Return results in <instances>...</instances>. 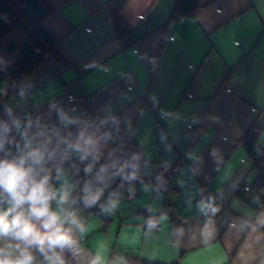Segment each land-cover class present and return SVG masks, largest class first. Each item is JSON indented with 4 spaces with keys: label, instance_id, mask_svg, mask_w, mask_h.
Instances as JSON below:
<instances>
[{
    "label": "crops",
    "instance_id": "obj_1",
    "mask_svg": "<svg viewBox=\"0 0 264 264\" xmlns=\"http://www.w3.org/2000/svg\"><path fill=\"white\" fill-rule=\"evenodd\" d=\"M107 1L45 0L42 24L70 65L48 57L27 77L0 74V101L9 108L56 101L96 121L110 112L118 124L105 126L112 138L100 160L109 163V152L120 163L138 156L137 178H111L92 206L83 189L98 186L102 163L86 174L75 166L90 160L72 154L63 166L71 188L64 207L79 222L65 228L86 236L75 264H264V211L234 196L258 175L239 144L252 124L264 151V0H200L176 20L177 0H128L121 10L131 27L126 38L117 36ZM23 42L20 27L0 40V71ZM39 116L58 124L54 111ZM61 183L55 177L52 186ZM148 212L158 215L157 226L147 225ZM8 243L14 240L0 239Z\"/></svg>",
    "mask_w": 264,
    "mask_h": 264
},
{
    "label": "clouds",
    "instance_id": "obj_2",
    "mask_svg": "<svg viewBox=\"0 0 264 264\" xmlns=\"http://www.w3.org/2000/svg\"><path fill=\"white\" fill-rule=\"evenodd\" d=\"M20 95H25V89H21ZM53 111L58 124L48 123L43 116L31 115L23 125L18 118H13L11 123H0V153L3 154L0 155V239L17 241L0 246V264H34V257L28 251L33 246L45 255L48 264H62L59 257L53 259L45 250V245L50 252L71 247V229L65 228V224L79 226L76 214L64 207L70 201L71 188L62 165L76 154L80 161L90 160L84 171L92 173L103 155V146L112 138L104 130L105 126L118 124L110 112L96 121L72 115L55 104L50 106L49 115ZM7 112L12 116L10 108ZM70 126H75V131ZM13 129L16 135L12 134ZM109 160L96 172L98 186L92 182L85 184V206L99 201L104 186L113 176L120 175L124 181L137 178V155L120 163L115 153L109 152ZM53 170L56 179L63 180L58 189L51 183ZM113 197L116 193L110 195L109 207L117 203ZM53 201L57 204L56 210L51 206Z\"/></svg>",
    "mask_w": 264,
    "mask_h": 264
},
{
    "label": "trees",
    "instance_id": "obj_3",
    "mask_svg": "<svg viewBox=\"0 0 264 264\" xmlns=\"http://www.w3.org/2000/svg\"><path fill=\"white\" fill-rule=\"evenodd\" d=\"M48 12V6L45 0H41ZM128 0H108L105 7L111 19L114 30L119 38H126L131 33L130 25L122 18L121 10ZM201 6L200 0H177L172 12V19L176 20L185 15L194 12ZM22 4L18 0H0V40L12 29L20 27L24 33V42L18 47V57L10 66L6 67L0 74L9 80L15 78H23L30 75L44 60L48 57L54 58L63 66L70 65L69 61L56 49V37L48 31L42 24V21L35 22L25 16L21 11ZM56 101L40 104L35 107L21 109L20 111L12 110V116L8 115L9 108L0 101V123H11L13 118H18L23 123L31 115L33 118L47 111ZM13 135H16L13 129ZM16 139H19L16 136ZM257 129L252 124L244 133L239 141L240 146L253 160V166L258 170V175L254 183L250 186L239 184L234 191V196L241 199L257 213L264 211V151L256 145ZM102 164H106L104 160H100ZM56 163H59L57 161ZM65 161L62 165L65 166ZM49 166H52L50 162ZM56 177L55 171L52 172V181ZM112 178H117L113 176ZM178 231L172 233L174 239L177 238ZM17 241H14V244ZM47 255L53 259L59 257L62 264H75L73 258L63 254V249L56 248L54 252H50L45 247ZM34 257V264H48L45 255L37 250L35 246L28 249ZM130 262H132L130 260Z\"/></svg>",
    "mask_w": 264,
    "mask_h": 264
},
{
    "label": "built area",
    "instance_id": "obj_4",
    "mask_svg": "<svg viewBox=\"0 0 264 264\" xmlns=\"http://www.w3.org/2000/svg\"><path fill=\"white\" fill-rule=\"evenodd\" d=\"M68 99H69V102L71 103L72 107L77 108L80 105L78 98H76L72 95H69ZM104 117L105 116H103L102 118H104ZM86 166L87 165L81 163V164H77L75 167L79 171L85 172L84 169ZM172 171H173V168H171L170 166L165 167V172L171 173ZM116 177L121 178L120 175H116ZM135 194H136V192L133 189H130L128 191V196H130V197L135 196ZM147 215H148L147 225L148 226H157L158 225V215L153 213V212H148ZM184 220H185V218H181L180 224H182ZM70 234H71V238L73 240V244L71 247H65L63 250V254L68 255L69 257L73 258L80 252L81 243L85 240L86 236L80 232H71Z\"/></svg>",
    "mask_w": 264,
    "mask_h": 264
},
{
    "label": "water",
    "instance_id": "obj_5",
    "mask_svg": "<svg viewBox=\"0 0 264 264\" xmlns=\"http://www.w3.org/2000/svg\"><path fill=\"white\" fill-rule=\"evenodd\" d=\"M21 4L22 13L31 20L38 22L43 20L47 15V9L41 0H18ZM21 121V120H20ZM23 125V122L21 121Z\"/></svg>",
    "mask_w": 264,
    "mask_h": 264
},
{
    "label": "rangeland",
    "instance_id": "obj_6",
    "mask_svg": "<svg viewBox=\"0 0 264 264\" xmlns=\"http://www.w3.org/2000/svg\"><path fill=\"white\" fill-rule=\"evenodd\" d=\"M7 238V237H6ZM7 240H9V238H7ZM10 242H12L13 240H9ZM14 255H18V253L15 252Z\"/></svg>",
    "mask_w": 264,
    "mask_h": 264
}]
</instances>
